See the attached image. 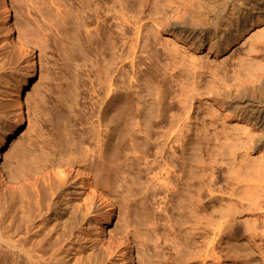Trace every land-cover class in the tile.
<instances>
[{"label":"rangeland","instance_id":"1","mask_svg":"<svg viewBox=\"0 0 264 264\" xmlns=\"http://www.w3.org/2000/svg\"><path fill=\"white\" fill-rule=\"evenodd\" d=\"M9 1H11L15 7V12L13 13L15 15L14 23L16 33L20 35L23 33L28 40L30 48L34 50V53L37 56L39 77L33 83L30 95L26 96V128L16 137V139L8 143L7 149L3 154L4 169L2 170V173L4 174V179L8 183V189L12 194L16 191L14 183L19 182L18 177L19 174L22 173L25 174L24 179L39 173L43 176L45 173L43 177L46 176L45 178L48 180L52 179L51 181H58L56 173L54 172L58 164L56 165L55 163L56 161L57 163L61 162L59 159L60 155H63V159H66L67 157L69 158L72 153L73 156L83 157L84 164L81 163L78 166H74V172H72L71 175L65 176V182L70 183L75 177V171L79 170L88 173L90 179L89 183L91 182L90 184L93 186V175L95 170L90 164L95 161V157L93 156L92 151L102 149V146H104L103 130H101L100 140L94 139L92 133L89 132L92 127L91 125L95 126V115L91 116L88 114V108L92 105L94 106V104H96V108H98V104H100V100L96 96V91H94L98 90V87L96 88V85L98 86V83L96 84L98 80H95L96 78L93 75L92 69L82 66L83 61L79 58L77 47L73 48L72 54L70 53L72 47L67 43L65 33H63L65 27L62 22V15L64 13L62 7L64 4L65 6L67 4L66 7H72L73 11L75 9L79 10L80 4L78 0ZM100 1L101 0H96L95 3H99L101 12L107 8L108 4L109 6H112L110 0ZM105 1H108V4H106ZM217 1L221 3V6H218L214 10L212 6H208L209 13L206 15L207 17L205 18L203 16L201 18V20L204 21V26L212 33L214 31L218 32L219 30V25L223 19L221 17L223 9L225 7L226 9H230L238 0ZM193 2L196 1L193 0ZM240 2H242L240 5H242L241 10H243V14L250 13L253 17H256V26L252 29L247 28L246 33L236 40L230 49L220 54H208L207 51L204 52L203 50H200V52H192L189 49L187 50V48H184L183 51V47L180 46L181 43H178L182 48L181 50L178 46L180 49L178 51H180V53L186 58L195 56L194 58L197 59L198 65L202 64L205 67H209V70L211 69V71L218 70L221 74L225 72V75L227 76L224 77V82L220 85L221 92L224 94H236L238 89L243 90L242 88H244V95L240 99L243 103L233 104L234 107L237 105L238 107L234 108V110L230 109L231 114L229 118H226L225 120L222 115V111H224L225 107H223V109H218L217 107L213 108V104H210L211 101L208 94L205 95V93H203L201 97L192 99L190 101L191 104H179L177 99V101H175V95L180 92V86L178 87L179 82H177L176 78L177 70L175 73L174 71H171L172 68L168 65V61L170 62V60L168 57L164 56V48L162 47L161 49L160 47V43L162 42L161 44L171 48L172 45L169 39L172 38L169 35L166 36L165 34H159L160 36L158 35V40L160 39V43L158 42L159 46L156 45V50L158 49V57H156V60H159V62L155 59H153L154 61L149 62L146 54H139V57L145 60V64L142 65L141 68L145 72L147 70L146 68H149L150 64L153 62V65L156 64V66L162 62V66L158 65L161 67V70H164L161 72H164L163 74L166 80H168L172 86L174 85V88L172 87L170 90L172 93L170 97L175 96L174 99H172L173 102L167 99L165 101L166 103L163 104L165 108L167 107L165 110L168 112L164 114L165 117L163 116L164 123L160 125L162 128L159 126L153 128L150 132L151 139L144 147L133 151L129 148L127 142L120 145L115 138V143L118 147L120 146L121 149L113 157V159L116 160L117 167L111 175L110 185L112 189L108 190L104 187V182L99 178L100 187L97 188V190L110 197L118 209L117 230L112 235L107 236V239L111 240L113 244V252L112 254L108 253L105 248L98 243L94 235L87 232L85 229H74L68 233V242H66L62 252L58 255L60 258L56 256L57 260L55 258L51 264H124V259L130 261L131 264H202L198 261H188L186 263L184 259L188 257L186 256L189 254L188 252L192 253L194 250L196 251L198 247L201 248V250L204 249L202 246L194 242H197L198 239L200 241V238H202L201 236L205 235V243H208L211 241L210 238L213 239L215 237L214 234L216 231L214 234V230L212 233L211 230H208V232L204 231L206 234L200 232V229H197L198 231L194 230L196 233L194 231L191 232L193 221L182 223L181 220L184 218L179 214L184 210L179 209V212L177 211L178 214L175 212L177 208L173 210L174 205L175 207L180 206L178 205L180 204L179 202L177 204V200L179 201L178 197H175L177 200L174 198L175 202L172 206L170 201L162 198L164 197L162 194L163 192L160 189L159 191L157 187L155 188V192L159 193H156L157 196L155 195L154 198H151V190L149 191L150 193L148 192L149 195L146 193L147 185L149 186V184L154 185L157 183L156 180V182L153 181L155 179L153 176L157 178L159 177L158 175L162 173L161 169L163 168L165 161L166 163L172 161L171 164H169L171 166L176 164L175 166L178 168L176 174H180L179 169L181 170L182 165L185 164L189 166V164L192 163V166L190 165L189 168H194L195 171H193L196 172L194 174L198 177V179H195L196 183H194L196 190L201 188L200 195L204 194L205 196L202 195L203 198L210 200L212 207L214 206V209H212L211 204L210 206L208 205V212H211L210 209L212 211L216 210L218 203L222 207L225 204L226 206L227 204L229 205V203L237 204L236 201L240 202L239 196L241 197L244 192H247L250 184L252 185L250 190L254 191V189H252L254 186H256L257 189V193L251 197L253 199L251 201L249 200L252 202L251 204L255 206L259 203H264V124L255 121V112L252 111L255 106L264 108V0H243ZM1 4L0 59L2 61L0 60V127L4 128L8 127L13 120V108L11 106L12 102L10 93L12 85H15L21 76L25 65L26 54L23 53V51H20V47H23V45L17 39V35L11 39L10 43L6 41L5 32L1 25ZM150 4L151 2L146 6L147 8H144L145 10H143L139 18H144L145 20L148 18L146 16L149 7L151 8ZM258 8H262V11ZM146 9L147 12H145ZM145 20H143V22H145ZM146 22L150 24L149 19L146 20ZM95 24L101 26L99 20L98 23ZM95 24L91 27L100 28V26H95ZM70 28H72V26ZM89 30L93 33L92 28L89 27ZM32 32H35V35H33ZM165 39L170 43H165ZM173 41L174 40L172 39V42ZM254 41L258 42V44L252 49V43ZM167 43L169 45H166ZM250 53H252V56L249 55ZM9 59L10 61L13 59L11 61L12 64L10 65ZM2 62H4L5 65ZM163 65L164 67L168 65L166 71ZM128 69L131 70L130 68ZM207 70H205V74L202 76L204 81L202 83L206 82L203 89L209 88L208 86L211 84L210 81L212 77L209 70L208 72ZM147 71H149V69ZM130 74L131 73L129 72V75ZM99 78L100 81H103V74H100ZM206 79L209 81H206ZM239 81H253L254 83L250 84L249 82L244 84L243 87H238ZM207 82H209V85ZM97 99L99 101H97ZM103 100L105 101V99ZM61 101H63V103H61ZM147 101H149V103L151 102L149 99ZM64 104L72 105L73 109L71 110V114L68 115V110H66ZM37 105L39 107H37ZM150 105L148 104V106ZM186 110L188 111L186 112ZM87 111V114L90 115L91 118L85 113ZM212 112L215 116L212 115ZM184 114L190 116L188 119L190 122L188 120L185 121L186 116ZM178 115L179 117L185 116L184 118H181V121L183 122L179 121L180 118H178ZM232 115H239V118H234ZM87 117L89 119H87ZM240 118H243V120H240ZM262 118L263 117L260 119ZM83 119H86V121ZM176 119L179 121L178 124L175 122ZM78 120L81 122L83 121V124H78ZM68 121L74 126L68 128ZM184 122L185 126L182 125ZM256 122L259 123L256 124ZM186 123L189 125L186 126ZM173 124L176 125V130L178 128L183 129L184 134L182 137L179 136L182 139L179 137H177V139L170 137L167 140V133L171 130V127L169 126ZM177 125L178 128H176ZM185 127L187 128L184 129ZM66 129H69L70 131H67ZM173 130L174 129L171 131ZM223 130L226 132L229 131L227 134L228 136L224 134L229 140H225L224 138L226 137L219 134L222 133ZM231 131L233 132V135H231ZM239 132L241 133V136H236ZM243 132H246L248 135H244ZM82 133L86 134L83 135ZM215 133L218 134L214 137ZM186 135L188 137L187 139L184 138ZM229 135L233 137L236 136V139L231 138ZM228 137H230L231 140ZM156 138H158L157 141H155ZM175 140L178 141L176 142ZM153 141L159 143V148L162 147L159 149L160 152L157 155L154 154L157 150L152 148ZM231 143H233L235 147H233V144ZM242 143L243 146H241ZM104 148L105 147H103V149ZM87 150H89V152H87ZM231 150L236 153L238 152L237 154L243 155V157H245L244 153L246 151L249 153L246 155L243 162V165L244 163L249 164L250 168H248V164L246 166L244 165V167H247L244 168L245 171L249 173L247 175V172H243L244 169H241L243 171L240 173L243 172L242 175L245 173L249 176L251 171L252 174L250 175L252 176L250 177H252V179H249L252 180L251 182L237 184L236 181H234L235 176L233 171L238 168V161L240 158L233 162L231 159V153L233 151L231 152ZM56 151L62 153L57 154L58 152ZM58 160H60V162ZM187 161L190 163L188 162L187 164ZM211 164L215 167H211ZM241 164L242 163H240V165ZM53 165L56 166L54 167ZM188 166L186 168H188ZM205 166H207L205 170L206 174L202 171V168ZM208 167H211L210 169L212 170ZM16 175H18V177ZM13 176L16 178L14 177L13 179ZM151 178L153 180H151ZM202 178L203 180H201ZM248 178L246 179L247 181ZM38 180L39 184L43 179ZM207 182L211 185L213 190L210 196L205 194V185L208 184ZM89 183L85 184L88 190L91 186ZM183 187L184 185H179V191L183 193V196L181 195V200L185 198V188ZM146 196H148V198ZM145 198H147V200ZM206 201L207 200L204 202ZM243 202L248 203V200H243L242 203ZM95 210L103 212L105 211V208L98 202L95 205ZM214 214L216 215V213ZM262 214H264V210ZM146 216L148 219H146ZM178 216L182 219L177 220ZM238 217L237 219L239 221L236 220L232 224L233 229H229L235 231L229 232V230H225L222 237H216L217 240L215 239L211 242L210 247L214 248L216 258L209 257L204 264H264V215L263 219H256L254 223L253 221H250L251 226L256 229L255 238L249 236L248 233H245L244 231L246 221L251 220L250 216L240 214ZM179 221L181 225H179ZM126 224H128V226ZM82 225L84 226V222ZM234 226L236 227L235 229ZM127 233L128 237H125V234L127 235ZM186 233L190 234V236L188 235L190 237V242L188 241L189 237L186 236ZM185 236L188 237V239ZM191 237L194 238L192 239ZM125 238L131 245L130 249H125L123 246L117 245V242L125 240ZM258 239L262 240V245L258 244ZM191 242L192 244H187ZM194 244H196V246ZM183 245L187 250L190 247L189 250L187 251L182 247ZM183 250H185V254Z\"/></svg>","mask_w":264,"mask_h":264},{"label":"bare ground","instance_id":"2","mask_svg":"<svg viewBox=\"0 0 264 264\" xmlns=\"http://www.w3.org/2000/svg\"><path fill=\"white\" fill-rule=\"evenodd\" d=\"M0 1V4L2 3L1 25L5 32L6 41L10 43L11 39L17 35V39L23 45V47H20V51H23V53L26 54L25 65L21 76L16 84L12 85L10 93L12 102L11 106L13 108V120L8 127H0V264H51L56 256L58 257L59 253L62 252L66 242H68V233L74 229H85L87 232L93 234L98 243L105 248L108 253L112 254L113 244L111 240L107 239V236L112 235L117 230L118 209L110 197L97 190V188L100 187V178L104 182V187L108 190L112 189L110 185L111 175L117 167L116 160L113 159V157L121 149V147H118L115 143V138L120 145L127 142L129 148L133 151L144 147L151 139L150 132L153 128L158 126L161 127L160 125L164 123L163 116L168 111L165 110L167 107L165 108L163 104L166 103L165 101L167 99L173 102L172 99H174L175 96L176 98L174 100H178L177 102L179 104H187L190 103L192 99L201 97L203 93H205V95L208 94V96H210V104H213V108L217 107L218 109H223V107H225L224 111H222V115L225 120L226 118H229L231 114L230 109L234 110V108L238 107V105L234 107L233 104L243 103L240 99L244 95V88H242L243 90L238 89L236 94L222 93L220 85L224 82V77L227 76L225 75V72L221 74L218 70L211 71V69L209 70V67H205L202 64L198 65L197 59L194 58L195 56L186 58L178 50H182L181 47H183V51L184 48H187V50L189 49L192 52H200V50H203L204 52L207 51L208 54H220L230 49L235 41L246 33L247 28L252 29L256 26V17H253L250 13L243 14V10H241L242 5H240L242 4L240 1L243 0H238L230 9H226V7L223 9V14L221 15L223 19L219 25V30L218 32L214 31L212 33L204 26V21L201 20V18L203 16L205 18L207 17L206 15L209 13L208 6H212L213 10L218 6H221V3L217 0H194L196 2H193V0H152L153 2L149 0L151 2V8L149 7L148 12L146 9L145 12H147V16L145 15V12L143 15L148 17L146 20L149 19L150 24H148L144 18H139L141 16L140 14L145 10L144 8L149 5L150 2L148 0H110L111 2H109L112 3V6H109L107 3L108 1H105L109 7L107 6L102 12L99 3H95L96 0H78L80 8L79 10L75 9L76 12L75 10L73 11L72 7H66L67 4L66 6L65 4L63 6L60 3L64 9L62 22L65 31L63 33H65L67 43L72 47L70 53L72 54L73 48L77 47L79 58L83 61L82 66L92 69L93 75L96 78L95 80H98V82L95 81L96 84L98 83V86L96 85L98 90L94 91H96V96L100 100V104H98L99 107L96 108L97 105L93 103L94 106L92 105L88 108L89 113L88 111L85 113H88L91 116L95 115V126L91 125L92 127H89V132L92 133L94 139L100 140L101 130H103L104 146H102V149L92 151V154L95 157V161L90 164L95 170L93 175V186L90 184L91 182L89 183L90 179L88 173L79 170L75 171V177L70 183L65 182V176L71 175L72 172H74L73 167L84 162L83 157L73 156L72 153V155L66 159H63V155H60L59 159L61 162L60 160H58L60 163H57L56 161L55 164L58 165H55L56 170L54 172L56 173L58 181H51L52 179L48 180L45 178L46 176L43 177L45 173L43 176L39 173L24 179L25 174L22 173L19 174V177L16 175L19 178V182L14 183L16 191L12 194L8 189V183L4 179V174L2 173V170L4 169L3 154L7 149L8 143L16 139V137L26 128V96L30 95L32 85L39 77V64L34 50L30 48L28 40L23 33L22 35L24 37L16 33L14 23L15 15L13 13L15 12V7L13 3L9 0ZM100 2H102V0ZM258 9L262 11V8ZM98 20L99 23H101V26L95 24L98 23ZM143 20H145V22H143ZM93 24H95V26H100V28L91 27ZM69 25H71L72 28H70L71 26ZM89 27L93 29V33L90 32ZM34 33L33 35H35ZM159 34L171 36L174 40L172 42V39H169L172 45L171 48H168L164 44H161L162 42H159ZM158 42L160 43L161 49L162 47L164 48V51L162 50L164 56L168 57L170 60V62L167 61L169 67L171 66L172 68L171 71H174L175 73L177 70L176 78L177 82H179L178 87L180 86V92L173 97H170L172 95L170 90L174 85L172 86V84L164 77V72H161L164 71L159 67L162 62L161 64L157 63L159 66H156V64L153 65L154 62H151L152 64H150V67L146 68L147 70L149 69V71L146 70L144 72L141 68V66L145 64V60L140 58L139 54H146L149 62L154 61L153 59L156 60V57H158V49L156 50V45L159 46ZM166 42L170 43L167 40L165 43ZM168 43L166 45H169ZM178 43H181V47ZM257 44L258 42L254 41L252 43V49H254ZM249 55L252 56V53ZM11 61L9 65L12 64ZM156 61L159 62V60ZM167 66L164 67L163 65L165 71L168 69ZM207 69L209 70L212 79L210 81V86H208L209 88L203 89L206 82L202 83L204 82L202 76H204L205 70ZM129 72L131 73L130 75ZM100 74H103V81H100ZM206 81L209 80L206 79ZM249 82L250 84L254 83L253 81H239L238 87H243L244 84ZM207 83L209 85V82ZM98 99L97 101H99ZM103 99H105V101ZM148 99L151 100L150 103L147 101ZM61 103H63V101H61ZM148 104L151 105L148 106ZM64 106L66 110H68V115L71 114V110L73 109L72 105L64 104ZM37 107L39 106L37 105ZM187 111L188 110H186V112ZM252 111L255 112V121L264 124V108L255 106ZM214 113L212 114L213 116L216 114ZM88 114L87 116L90 117ZM209 115L212 116L211 114ZM185 116L186 121L190 116ZM88 117L87 119H89ZM184 117H179L178 115V118H180L179 121ZM261 117L263 118L260 119ZM234 118H239V115H235ZM83 120L86 121V119ZM240 120H243V118H240ZM179 121L178 119L175 120L177 124ZM82 122L79 121L78 124L81 125ZM259 122H256V124ZM174 124L169 126L171 127V130H174L168 131L169 133H167V137L163 136L166 137L167 140L170 137L177 139V137H182L184 134L183 129L178 128L177 125L176 128L178 129L176 130V125ZM182 125L185 126V122ZM187 125L189 124L186 123V126ZM73 126L74 125L68 121L67 127L71 128ZM186 128L187 127L184 129ZM66 130L70 131L69 129ZM228 132L223 130V132L219 134L224 136V134L227 135ZM86 133L82 134L84 135ZM232 133L233 132L231 131V135H233ZM243 133L244 135H248L246 132ZM217 134L218 133H215L214 137ZM238 134L236 136H241L240 132ZM231 135H229L231 138L236 139V136L233 137ZM184 138L187 139V135ZM157 139L158 138H156L155 141H157ZM224 139L229 140L227 137ZM155 141H153L152 148L157 150L154 152V154L157 155L160 152L159 149L162 147L159 148V143H156ZM241 146H243V143ZM103 147L105 148L103 149ZM233 147H235L234 144ZM232 151L233 150H231V152ZM87 152H89V150H87ZM60 153L62 152H58L57 154ZM237 153L233 151L231 153L232 158L230 157L233 162L240 158L238 161V168L233 171L235 176L234 181H236L237 184L251 182L252 180L249 179H252V177H250L252 176L250 175L252 172L250 171L249 176H247L249 172L244 169L247 168L244 167V165L246 166L248 163H244L243 165L245 157L249 153L246 151L244 153L245 157ZM171 162L166 163L165 161L163 168L161 169L162 173L159 172V177L157 178L153 176L155 178L154 180L151 178L153 181L156 180L157 183L154 185H147L146 193L151 190V198H154L156 193H159L155 192V188L157 187L158 190L160 189L163 192L162 194L164 197L162 198L170 201L171 205L175 202L174 198L178 197L179 201L176 198L175 199L177 200V204L178 202L180 203L178 204L180 206L175 207V205H172L174 207L173 210L177 208L175 211L176 213L179 209L184 210L179 214L184 219L181 218V220L178 216L177 220L180 219L182 223L193 221L191 232L200 229V232H208V230H211L212 233L214 230V234L216 231L214 234L215 237L213 239L210 238L211 241L208 240L209 242L206 241L208 243H205V235V237L200 235L202 237L200 238L201 240L199 241L198 239L197 242H194L202 246L204 248L203 250H201L198 245L197 250L193 251L194 253L188 252L191 255L187 253L188 255L186 256L188 257L184 256L186 257L185 259L182 257L180 258L184 259L186 263L188 261H198L202 264H204L209 257L216 258L214 248L210 247L211 242H213L216 237H222L225 230L233 229L232 224L238 220L237 217L240 216V214L250 216L251 220H245L246 225L244 224V231L245 233H248L249 236L256 237V229L251 226L250 221H253L254 223L256 219H263L264 215L262 214L264 203H259L254 206L251 204L252 202H250L253 199L251 197L257 193L256 186L252 188L256 191L254 192L250 190L252 187L250 184L247 192H244L241 197L239 196L240 202L236 201L237 204L229 203V205L227 204L226 206V204L224 205L222 203L224 205L222 207L219 203L217 205L216 202V205L218 206L216 210L212 211L210 209L211 212H208L211 203L210 200L203 198V196H205L204 194L200 195L201 188L196 190L194 183H196L195 179H198V177L194 174L196 173L194 172L195 169H192V167L189 168L192 163L189 164V166L185 164L182 165V167L180 166V174H176L178 168L175 166V163L174 166L176 168L173 165H169ZM188 162L189 161H187V164ZM240 163L242 164L240 165ZM212 164L211 167H215L214 165L212 166ZM187 166L188 168H186ZM207 166L202 168L204 173ZM248 168H250L249 164ZM241 169H244V171ZM241 171L245 173L247 172V175L244 173L243 176V172L240 173ZM14 177L15 176H13V179ZM246 177H250L248 178V181L246 180ZM38 179L43 180L38 184ZM201 180H203V178ZM86 183L91 185L89 190L85 185ZM179 185H184L183 188H185V198L183 200H181V195L183 193L179 191ZM205 186L206 191L203 187L202 188L205 191V194L210 196L213 192L212 187L209 183ZM146 197L148 198V196ZM147 198L145 199L147 200ZM205 200L207 201L204 202ZM243 200H248V203H242ZM98 202L104 206L105 211L100 212L95 210V205ZM211 208L214 209L212 204ZM214 213H216V215ZM146 219H148L147 216ZM83 222L84 226L82 225ZM126 225L128 226V224ZM179 225H181L180 221ZM235 228L236 227L234 226V229ZM230 231L235 230H229V232ZM205 232L204 234H206ZM188 235L190 236V234H187L186 236ZM125 237H128V233L127 235L125 234ZM188 237L186 238L188 239ZM189 240L190 237L188 241ZM187 244H192V242ZM258 244L262 245V240L258 239ZM117 245L123 246L125 249L131 248L129 241H127L126 238L125 240L117 242ZM194 245L196 246V244ZM182 247H184V245ZM183 251L185 254V250ZM182 253L181 255L183 256ZM124 264H131V262L124 259Z\"/></svg>","mask_w":264,"mask_h":264}]
</instances>
